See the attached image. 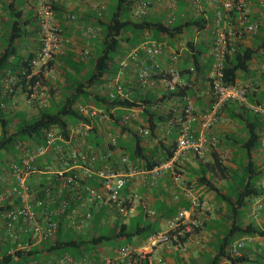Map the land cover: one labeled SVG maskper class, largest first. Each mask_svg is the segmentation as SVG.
<instances>
[{"label":"built area","instance_id":"2783aa9c","mask_svg":"<svg viewBox=\"0 0 264 264\" xmlns=\"http://www.w3.org/2000/svg\"><path fill=\"white\" fill-rule=\"evenodd\" d=\"M205 1H212L217 5L212 45L213 63L208 78V86L216 101L214 108L202 114L189 100L186 120L181 121L173 159L164 161L153 169L141 167L120 146L123 126L115 129L113 119L119 117L118 110L108 112L106 108L95 105L77 104L79 118L75 122H68L66 127L53 126L46 129L41 142L34 139L18 142L15 146L17 153L11 154L8 163L10 171H0V183L7 176L11 178V193L0 196V202H11L9 210L0 212V219L6 229L5 237H0V244L3 239L11 245L9 255L15 262L23 263L19 253L29 252L43 241L54 239L61 230L94 233L107 225L106 220L110 216H115L124 223L133 214L135 204L147 208L144 198L136 192L135 185L145 179L151 187L156 186L164 174L169 172L176 181H180V168L187 152L204 158L209 152L216 151L219 139L208 134L224 121L221 113L227 104L233 102L244 105L264 119V102H250L251 96L260 98L263 92L261 83L250 79L246 82L238 80L229 85L225 81L224 72L226 59L239 49L252 46L259 35L264 26V0H193V9L201 13ZM3 3L4 0H0V18ZM55 5L56 0H43L37 10L41 46L30 64L31 74L27 76L29 82L42 74L44 80L56 83L59 80L58 67L52 63H57L58 58L64 55L65 40ZM254 5L259 9L257 15L254 14ZM95 7L104 8L101 4H96ZM148 11L147 4L142 3L136 7L135 14L137 17H145ZM72 18L75 19L74 16ZM89 33L93 34L94 31L91 29ZM164 50V43L147 41L122 59L114 90L110 92L112 99H130L131 94L126 89L123 78L133 64L140 65L138 81L145 90L154 89L157 83L164 85L169 91H175L178 86L186 87L188 81L176 67L164 70L158 63ZM89 56L87 53V57ZM174 59L176 61L178 56L175 55ZM252 66L259 74H264V49L256 55ZM190 70L195 79V66ZM18 82L17 76L8 75L4 95L15 94ZM42 84L41 80L36 83L35 92L29 99V105L36 106L37 109L50 105L48 99L37 98ZM30 89L33 87L30 86ZM16 96L15 94L12 99L14 108H17ZM142 114L141 108L124 110L121 121L122 125L134 128L139 136L148 139L151 131L143 122ZM195 122L200 126V136L193 129ZM172 126L169 125V132H172ZM96 130L100 137L92 141ZM231 157V151L221 155L225 163ZM128 187L131 193L127 196L125 190ZM262 207L263 205H259L260 209ZM105 208L108 210L105 219L99 223L97 220L101 218ZM210 209L208 201L193 197L191 211H184L171 219L170 230L151 237L146 247L123 245L110 254L101 253L98 249L95 253L80 258L71 254L56 255L55 260L47 264H169L162 252L188 251L191 238L202 227L201 221L194 217V212L199 210L206 214ZM187 234L190 237L183 240ZM247 239L242 238L231 244L228 248L229 255L233 258L241 257ZM196 244L203 247L202 238H197ZM27 264H43V260Z\"/></svg>","mask_w":264,"mask_h":264},{"label":"trees","instance_id":"16d2710c","mask_svg":"<svg viewBox=\"0 0 264 264\" xmlns=\"http://www.w3.org/2000/svg\"><path fill=\"white\" fill-rule=\"evenodd\" d=\"M9 0H4V11L7 17L0 20L2 37H0V171L9 172L11 154H16V144L24 140H36L41 142L46 129L53 126L66 127L68 122H75L79 115L76 105L84 103L106 108L108 112L118 110L119 117L113 118L115 121L114 128L122 127V136H127L132 140L131 145H124L123 141L119 143L129 153L131 159L137 162L145 169H153L160 163L171 160L176 151L177 134L171 133V139L174 143L172 146L160 139L159 132L163 126L173 125L175 132L180 129L181 121L186 120V108L188 101L198 104L196 99L197 81L201 85H207L212 60L205 65L203 56L208 53V45H196L194 42L188 43L189 51L185 54L187 59H192L196 68L197 77L195 82L190 80L186 87L178 86L175 91H165L162 96L154 92H137L130 96L129 100H113L110 94L100 93L98 88L105 83L107 77H116L120 71L121 60L127 58L129 53L140 48L145 42V36L148 33L154 35L152 42L163 43V37L173 41L184 35L186 32L198 31L199 33H208L210 21L206 17L180 16L178 22H163L159 19H153L149 16L135 17L134 10L136 0H111L112 6L108 11L106 18L99 17L98 26L101 29V43L96 52L87 62L82 60L75 62L74 55H63L58 58V62L63 65L58 67L59 72L64 78L61 85L53 87L51 80H44L43 74L35 77L30 82L27 76L31 74V62L36 53H27L20 55V46L30 36H38L40 33L39 20L37 15L30 17L29 22L24 21L23 11H19L18 6L7 5ZM13 9V10H12ZM113 9V10H112ZM55 10L57 6L55 5ZM254 14L257 15L259 9L253 6ZM12 11V12H11ZM237 17V14H234ZM105 19V20H104ZM264 49V26L261 27L260 33L256 36L252 46L239 49L236 54L229 56L224 65L225 81L227 84H235L241 74L252 75V62L257 54ZM52 65H56L55 62ZM12 74L19 78L15 86V94L18 92L26 94L30 99L35 92L36 83L42 81L49 87V106L41 109L34 107L33 115L26 110L14 108L13 98L5 96V81L8 75ZM182 75L193 73L190 68L181 72ZM264 79V74L261 75ZM30 86L33 89H30ZM40 89V88H39ZM211 91V90H210ZM20 94V93H19ZM212 94V93H211ZM260 98L250 97V102H264V92ZM121 98V97H116ZM177 102L178 107L165 108L169 104ZM215 98L212 95L209 101L210 110L214 108ZM136 108L143 109V122L151 131L148 140L154 145L150 148L145 147V139L139 136L134 128L122 125V114L124 110ZM228 119L241 123L246 132V138L243 140L235 139L231 144L227 139L219 140L218 146L227 145L229 148H237L238 151L232 154L234 159L228 158L225 163L221 154L214 151L213 161L205 163L201 161V170L197 172L198 183L200 186L207 187L210 191L217 194L218 200L225 203L228 207V219L232 221V227L227 230L223 238L220 239L216 254L212 256L206 264H223L226 260L233 264H248L246 257L233 258L228 253V248L237 236H263L264 232L252 226H241L238 219L241 210L247 207V204L253 198L263 196L264 191L257 186V181L261 178L262 172L254 162V155L263 146L264 141V119L252 113L246 106L238 103H229L222 111L221 115ZM96 130L91 138L92 141L100 136ZM232 152V151H231ZM10 156V157H9ZM234 161L229 166V161ZM223 181L227 186L223 189L216 185V181ZM228 192L229 195H226ZM11 202H0V212L9 210ZM190 206H184L188 210ZM179 212L176 210L173 217H177ZM177 215V216H176ZM200 229L196 230V233ZM158 227L153 224L142 226L140 224L129 226L126 223H118L111 233H103L102 229H97L91 239L80 241L71 238L72 231L61 230V232L51 240L43 241L35 246L29 252L19 253V257L24 261L15 262L9 255L11 245L6 248L3 260L0 264H27L30 261L49 260L52 255L71 254L75 257H82L87 254L95 253L100 247L106 246L111 242L120 243L127 241V245H132L134 239L143 237L149 240L151 237L160 234ZM190 234L183 240H187ZM126 244L117 245L121 247ZM149 264V263H144Z\"/></svg>","mask_w":264,"mask_h":264},{"label":"crops","instance_id":"0c3cea01","mask_svg":"<svg viewBox=\"0 0 264 264\" xmlns=\"http://www.w3.org/2000/svg\"><path fill=\"white\" fill-rule=\"evenodd\" d=\"M192 1L193 0H137L136 7L142 3L147 4L149 10L147 16L152 18L155 17L166 23L172 20L174 23H176L180 19V16L196 17L200 15L202 17H206L210 21V27L208 33L206 34H201L198 31L186 32L184 35L173 41L163 37V43L165 42V50L158 58V63L164 70L176 67L180 72H184L186 69L194 66L192 59H187V57H185V54L189 51L187 47L189 42H194L196 45L204 43L207 44L209 51L203 56V61L205 62V65L209 60H212L213 62L212 45L215 37L213 31L217 5L212 1H205L203 2L202 12L197 13L193 9ZM42 3L43 0H9L7 5L11 4V6H18L19 11H23L24 13V21L29 22V19L32 17V15H37V10ZM173 3L176 4L173 5L174 9L172 10L171 5ZM96 4H101L104 6V8L97 9L95 7ZM56 6L57 18L62 30V36L65 40L64 55H74L75 62L80 60L83 62L89 61L101 43V29L97 25L99 17H107L108 11L112 6V1L56 0ZM7 16L8 15L4 11L3 6V14L1 18ZM72 16H74L75 19H73ZM135 17H137L136 14ZM91 29L94 31L93 34L89 33V30ZM153 37V34L148 33L145 36L144 41L145 39L151 41L153 40ZM19 46L20 55L36 53L41 46L40 33L38 36L28 37L26 41ZM87 53H89V57H87ZM175 55L178 56L176 61L174 59ZM56 65L60 67L63 64L61 62H57ZM139 68V64L131 65L126 73V76L123 78V83L125 84L126 89L130 92L131 96L137 92L147 93L149 91L156 93L158 96H162V94L167 91V88L160 83H157L156 87L152 90H145L140 87L138 81ZM251 69L253 71L252 75L247 77V75L241 74L239 80L243 82H246L250 79L256 80L257 82L261 83L264 92V79L261 77L262 74H259V72L253 66H251ZM117 77L118 76L114 78L107 77L105 79V83L98 88V91L100 93L110 94V92L114 90V84ZM183 77L188 82L190 80L195 82L196 80L190 75H183ZM62 81H64V78ZM196 83L197 85L195 89L198 104L195 106L200 113L205 114L210 111L209 101L212 98V94L208 83L204 86L198 83V81ZM19 93L22 94L21 92H18L16 98H19ZM37 98H40V96L38 95ZM173 106L178 107V103L173 102L165 108H171ZM224 118V121L218 124L213 129V131L208 134V136H216L220 141L227 139L231 144L235 143V139L243 140L246 138L245 128L241 123L228 119L226 113H224ZM193 129L197 136L201 135L202 132L197 122L193 124ZM169 131V125L163 126L159 132V137L166 143V145L172 146L174 140L170 138L172 132ZM173 133H176L178 138L179 130L175 132V129L173 128ZM120 140H122L123 144L126 146L132 144V140L126 135L121 136ZM152 145H154V143L152 144L148 139H145V147L150 148ZM120 146L123 148L122 144H120ZM123 150L129 154L124 148ZM231 151L234 156V153L237 152L238 149L235 147L232 148ZM213 155L214 153L211 152V155L208 153L206 157L201 158L193 154V152H187L185 154L183 164V169H185L187 173L185 176H182L183 179L180 181H176L172 173L169 172L164 174L156 186L151 187L145 179L141 180L135 185L136 192L144 198L145 202L147 203V208H145L144 205L135 204L136 208L131 215V218L136 220L135 225L140 224L145 226L153 224L154 226L158 227V229L161 231L160 233L170 230L169 222L174 218L171 217L173 214H175L176 210L179 212V214L184 211H191V199L193 197H197V195H199L198 197H200L202 200H206L210 203L211 209L206 214H203L199 210L194 212V217L201 221L202 227L197 235H194L191 238L188 251L172 252L170 250H164L162 252L163 257L168 261L169 264H204L206 260L210 259L216 254V248L218 247L220 239H222L227 230L232 227V221L228 219L229 210L227 205L225 203H221L218 200L217 194L215 192L210 191L205 186H200L198 183L197 172L201 170V161L203 160L205 163L213 161ZM192 157H195V160ZM254 162L262 172L261 178L257 181V186L264 191V145L260 147L257 153H255ZM141 166H143V164ZM232 166L234 168L236 167V165ZM221 182L222 184H219L216 181V185L223 189L227 186V184H224L223 181ZM10 193L11 178L7 176L5 181L0 183V196ZM130 193L131 189L129 187L126 188L125 194L128 196ZM225 193L226 195H229L228 192ZM186 205L190 206L188 210L184 209V206ZM259 205H263L262 209L259 208ZM107 211L108 210L106 208L102 211L101 218L99 217L97 222L102 223V219H105ZM150 212H154V214H151ZM145 221H150V223H144ZM116 222L121 223L122 221L117 219ZM124 223H126V221ZM238 224L244 227L252 226L264 232V194L263 196L250 200L247 204V207L241 210ZM112 225H114V223ZM5 234L6 229L4 222L0 219V237L4 238ZM198 236L202 238L203 242H205L203 247H199L196 244V239L199 238ZM242 238H248L246 247L242 251V256L246 257L247 262H249L248 264H264V235L237 236L234 242L241 240ZM134 242L135 243L132 244L134 246L146 247L148 246L149 240H145L143 237H137L134 239ZM8 246L9 244L2 239L0 244V260H3L4 252ZM108 248L114 249L112 247ZM55 257L56 255H52L49 257V260L42 259L43 264L53 262ZM223 264L233 263L226 260Z\"/></svg>","mask_w":264,"mask_h":264},{"label":"rangeland","instance_id":"374dc122","mask_svg":"<svg viewBox=\"0 0 264 264\" xmlns=\"http://www.w3.org/2000/svg\"><path fill=\"white\" fill-rule=\"evenodd\" d=\"M137 1V0H136ZM173 4H176V3H173ZM113 10V9H112ZM152 18V17H151ZM153 19H157L155 17H153ZM1 30V28H0ZM2 32L0 31V37H2ZM165 44V42H164ZM188 47V46H187ZM97 53V52H96ZM63 76L61 75V73L59 72V80L56 82H53L51 81V84L53 87H57L59 85H61L63 83ZM262 87V86H261ZM38 95L40 96V98H45V99H48V101L50 102L49 100V87L45 84H42V88H40L38 90ZM17 100V108L20 109V110H26L30 115H33L34 113V107L30 106L29 105V98L27 97L26 94H19V98H16ZM228 151H231V149H229L227 146L223 145V146H218L216 152L219 153V154H225L226 152ZM209 154L211 155V152H209ZM194 160H195V157H192ZM211 158V156H210ZM232 159H234L232 157ZM234 161H229L228 165L231 166L232 163ZM180 173L182 174V176H185L186 175V171L185 169H183V166L180 168ZM183 179V178H182ZM219 184H222V182L220 180L217 181ZM225 184V182H224ZM199 195H197L198 197ZM200 198V197H199ZM117 221V218L115 216H110L107 220H106V223L107 225H105V227L102 229V232L103 233H111L112 230L116 227V225L120 222H116ZM116 222V223H115ZM143 222V221H142ZM114 223V225H112ZM126 223L129 225V226H134L135 223H136V220L134 218H131V216L129 218L126 219ZM144 223H150V221H145ZM156 227V226H155ZM166 229V228H165ZM93 236V232H83V233H72V235H70L71 238H75V239H78L80 241H83V240H88V239H91ZM128 243L127 241H121L120 243H117V242H111L108 247H112V248H115L117 245H120V244H126ZM135 243V242H133ZM205 242H203V245H204ZM106 246H103V247H100L99 248V252L101 253H104V254H110L113 249H110ZM93 254V252H92ZM88 255H91V254H88ZM209 260V259H208ZM206 260V262L208 261ZM204 262V264L206 263Z\"/></svg>","mask_w":264,"mask_h":264}]
</instances>
